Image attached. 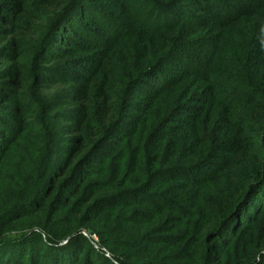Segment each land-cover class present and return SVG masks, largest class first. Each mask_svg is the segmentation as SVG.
<instances>
[{
    "label": "trees",
    "instance_id": "16d2710c",
    "mask_svg": "<svg viewBox=\"0 0 264 264\" xmlns=\"http://www.w3.org/2000/svg\"><path fill=\"white\" fill-rule=\"evenodd\" d=\"M0 264H264V0H0Z\"/></svg>",
    "mask_w": 264,
    "mask_h": 264
},
{
    "label": "built area",
    "instance_id": "2783aa9c",
    "mask_svg": "<svg viewBox=\"0 0 264 264\" xmlns=\"http://www.w3.org/2000/svg\"><path fill=\"white\" fill-rule=\"evenodd\" d=\"M84 235H85L87 238L93 240L94 242H98V238H97L96 236L91 237V236H89V235L86 234V233H84ZM94 244H95V243H94ZM95 245H96V244H95ZM96 248L98 249V246H96ZM104 252L106 253L107 257L110 258V254H109L107 251H105V250H104Z\"/></svg>",
    "mask_w": 264,
    "mask_h": 264
},
{
    "label": "rangeland",
    "instance_id": "374dc122",
    "mask_svg": "<svg viewBox=\"0 0 264 264\" xmlns=\"http://www.w3.org/2000/svg\"><path fill=\"white\" fill-rule=\"evenodd\" d=\"M107 256V255H106Z\"/></svg>",
    "mask_w": 264,
    "mask_h": 264
}]
</instances>
